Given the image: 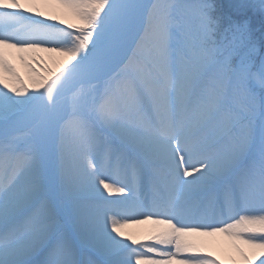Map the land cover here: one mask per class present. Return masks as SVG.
Listing matches in <instances>:
<instances>
[{
	"label": "snow or ice",
	"instance_id": "snow-or-ice-1",
	"mask_svg": "<svg viewBox=\"0 0 264 264\" xmlns=\"http://www.w3.org/2000/svg\"><path fill=\"white\" fill-rule=\"evenodd\" d=\"M216 236L264 264V0H0V264H221Z\"/></svg>",
	"mask_w": 264,
	"mask_h": 264
},
{
	"label": "bare ground",
	"instance_id": "bare-ground-1",
	"mask_svg": "<svg viewBox=\"0 0 264 264\" xmlns=\"http://www.w3.org/2000/svg\"><path fill=\"white\" fill-rule=\"evenodd\" d=\"M40 10L47 13H52L56 15H60L68 21H71V17L64 13L63 9L54 6H40ZM10 58L12 59L13 63L16 64L17 69L22 78H24L25 83H28V75L26 73V69L17 58V54L11 50L8 51ZM44 57L46 63L49 66H52V62L49 59L47 54H41ZM153 226L150 224H143V225H130L124 231L126 235H131L137 239H143L145 235L148 234L149 230ZM207 242L208 247L206 251H210L214 257L221 261V264H243L242 259L239 256V253L235 251L232 247L231 242L227 240L224 236H216L210 238H201ZM211 248V249H210Z\"/></svg>",
	"mask_w": 264,
	"mask_h": 264
},
{
	"label": "rangeland",
	"instance_id": "rangeland-1",
	"mask_svg": "<svg viewBox=\"0 0 264 264\" xmlns=\"http://www.w3.org/2000/svg\"><path fill=\"white\" fill-rule=\"evenodd\" d=\"M207 248H209V247H207ZM211 249V248H210Z\"/></svg>",
	"mask_w": 264,
	"mask_h": 264
}]
</instances>
